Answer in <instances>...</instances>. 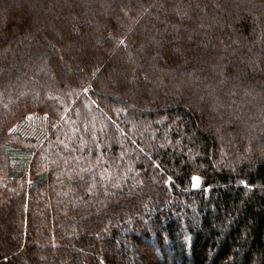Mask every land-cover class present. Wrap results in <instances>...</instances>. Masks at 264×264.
<instances>
[{
    "label": "trees",
    "instance_id": "16d2710c",
    "mask_svg": "<svg viewBox=\"0 0 264 264\" xmlns=\"http://www.w3.org/2000/svg\"><path fill=\"white\" fill-rule=\"evenodd\" d=\"M0 264H264V0H0Z\"/></svg>",
    "mask_w": 264,
    "mask_h": 264
},
{
    "label": "rangeland",
    "instance_id": "374dc122",
    "mask_svg": "<svg viewBox=\"0 0 264 264\" xmlns=\"http://www.w3.org/2000/svg\"><path fill=\"white\" fill-rule=\"evenodd\" d=\"M30 120L33 122V125H34L35 127H36V126H42V131H45V128H44L45 121H44L43 119L38 118V117H32ZM34 131H35V130L33 129V132H34ZM196 178H198V184H197V186H195V187H199V186L201 185L202 179L199 178L198 176H196Z\"/></svg>",
    "mask_w": 264,
    "mask_h": 264
},
{
    "label": "snow or ice",
    "instance_id": "6c2138e0",
    "mask_svg": "<svg viewBox=\"0 0 264 264\" xmlns=\"http://www.w3.org/2000/svg\"><path fill=\"white\" fill-rule=\"evenodd\" d=\"M193 181H194L193 186H194V187L197 186V184H198V178L194 177V178H193Z\"/></svg>",
    "mask_w": 264,
    "mask_h": 264
}]
</instances>
